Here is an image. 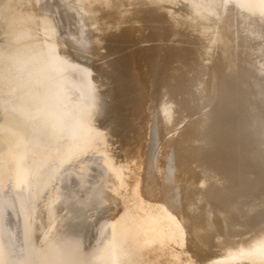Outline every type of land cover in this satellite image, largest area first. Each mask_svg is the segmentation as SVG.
<instances>
[{"label":"water","instance_id":"water-1","mask_svg":"<svg viewBox=\"0 0 264 264\" xmlns=\"http://www.w3.org/2000/svg\"><path fill=\"white\" fill-rule=\"evenodd\" d=\"M0 264H264V0H0Z\"/></svg>","mask_w":264,"mask_h":264}]
</instances>
